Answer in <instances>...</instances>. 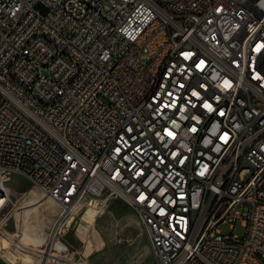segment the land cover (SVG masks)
<instances>
[{
  "label": "built area",
  "instance_id": "1",
  "mask_svg": "<svg viewBox=\"0 0 264 264\" xmlns=\"http://www.w3.org/2000/svg\"><path fill=\"white\" fill-rule=\"evenodd\" d=\"M15 173L49 241L121 200L156 264H264V0H0V192Z\"/></svg>",
  "mask_w": 264,
  "mask_h": 264
},
{
  "label": "rangeland",
  "instance_id": "2",
  "mask_svg": "<svg viewBox=\"0 0 264 264\" xmlns=\"http://www.w3.org/2000/svg\"><path fill=\"white\" fill-rule=\"evenodd\" d=\"M6 186L10 189L11 202L0 224V264H38V254L49 241L59 207L23 175H12ZM238 210L242 218L234 224H219L220 234L238 238L246 235L243 220L248 207ZM55 241L60 248L56 250L52 244L46 264H156L138 212L121 200L104 205L86 201L61 227Z\"/></svg>",
  "mask_w": 264,
  "mask_h": 264
},
{
  "label": "bare ground",
  "instance_id": "3",
  "mask_svg": "<svg viewBox=\"0 0 264 264\" xmlns=\"http://www.w3.org/2000/svg\"><path fill=\"white\" fill-rule=\"evenodd\" d=\"M245 176H252V168H245ZM31 189V188H30ZM3 191H10L9 187L6 186V182H3ZM34 192H30V194H32ZM10 192H0V217L2 215H4V211H5V208L8 206L9 204V200L10 199ZM23 201V200H22ZM33 202V201H32ZM30 204V203H29ZM29 206V205H28ZM31 207V205H30ZM37 208V207H36ZM22 211V210H21ZM49 212V211H48ZM29 214V213H28ZM40 215V214H39ZM43 218V217H42ZM41 218V219H42ZM22 219V217H21ZM23 220V219H22ZM40 225V224H39ZM44 226V225H43ZM42 226V227H43ZM20 227V226H19ZM33 228V227H32ZM31 228V229H32ZM23 229V228H22ZM25 230V229H24ZM34 232V230H33ZM35 233V232H34ZM43 233V232H42ZM22 234V233H21ZM10 235V234H9ZM17 235V234H16ZM20 235V234H19ZM50 235V234H49ZM131 236V235H130ZM23 237V236H22ZM48 237V236H47ZM17 240V239H16ZM55 241V240H54ZM54 241H48L47 243H45V247L43 250H41L38 254L39 256V260H38V264H46V260H47V257L51 251V248H52V244L54 246V248L57 250L59 248V243L58 242H54ZM34 242V241H33ZM39 246V245H38ZM35 248V247H34ZM29 249V247H28ZM31 249V248H30ZM28 251V250H27ZM28 255V254H27ZM37 255V254H36ZM26 256V255H25ZM29 258V257H28ZM31 259V258H30ZM34 259V258H33ZM36 259V258H35ZM29 260V259H28ZM33 263L35 262L34 260H32ZM32 261L29 260V262L32 263ZM37 261V260H36Z\"/></svg>",
  "mask_w": 264,
  "mask_h": 264
},
{
  "label": "crops",
  "instance_id": "4",
  "mask_svg": "<svg viewBox=\"0 0 264 264\" xmlns=\"http://www.w3.org/2000/svg\"><path fill=\"white\" fill-rule=\"evenodd\" d=\"M15 174H16V173H15ZM13 175H14V174H13ZM34 186H35V185H34ZM35 187H36V186H35ZM54 242H55V241H54ZM56 242H57V241H56ZM56 242H55V243H56ZM59 246H60V244H59ZM53 247H54V246H53ZM59 248H60V247H59ZM54 249H55V248H54Z\"/></svg>",
  "mask_w": 264,
  "mask_h": 264
}]
</instances>
